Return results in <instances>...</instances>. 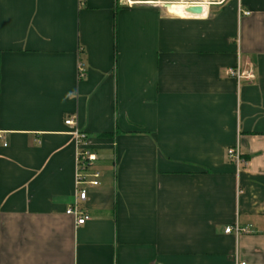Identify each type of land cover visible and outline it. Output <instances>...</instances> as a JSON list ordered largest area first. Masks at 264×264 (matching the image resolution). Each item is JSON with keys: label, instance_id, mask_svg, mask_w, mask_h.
I'll return each instance as SVG.
<instances>
[{"label": "crops", "instance_id": "0c3cea01", "mask_svg": "<svg viewBox=\"0 0 264 264\" xmlns=\"http://www.w3.org/2000/svg\"><path fill=\"white\" fill-rule=\"evenodd\" d=\"M193 4L0 0V264H264V0Z\"/></svg>", "mask_w": 264, "mask_h": 264}, {"label": "built area", "instance_id": "2783aa9c", "mask_svg": "<svg viewBox=\"0 0 264 264\" xmlns=\"http://www.w3.org/2000/svg\"><path fill=\"white\" fill-rule=\"evenodd\" d=\"M248 13V12H244ZM246 65V66H244ZM227 74L233 77L236 80L237 84H241L242 82L250 83L255 77V73L253 70V66L251 63H242L241 58L237 57L236 64L227 68ZM83 75L82 67L78 66V77ZM64 124L66 125H74V121L72 117H68L64 119ZM71 134L74 138L76 146L78 147L76 151V187H75V195L71 206H69L65 212L73 216L75 219V224L80 225L83 224L87 219H89V215L87 212L81 207L80 203L86 199V189L83 186L85 183L90 185H96L98 182L96 178L98 177V173L94 172L92 174V180L85 181L87 174L85 173L86 168L90 165V163L95 159V155L88 150L83 148V143L86 140V134L76 127L71 131ZM82 147V148H81ZM227 155L231 157L236 164L242 162L240 159V155L238 149L229 148L227 149ZM244 162V161H243ZM82 171V174L79 171ZM82 183V186L80 185ZM232 229L231 226H227L224 228V232L228 233ZM235 233L239 231L238 226L234 227ZM240 264H245L244 262H240Z\"/></svg>", "mask_w": 264, "mask_h": 264}, {"label": "rangeland", "instance_id": "374dc122", "mask_svg": "<svg viewBox=\"0 0 264 264\" xmlns=\"http://www.w3.org/2000/svg\"><path fill=\"white\" fill-rule=\"evenodd\" d=\"M145 1H150V0H145ZM153 1H162V2H167L168 1L169 3L167 5H186V4H191V3H195V2H204V1L205 2H208V1L216 2V1H219V0H153ZM164 4H166V3H164ZM174 10L179 11V12H181L183 14H188V13L184 12V10L182 8H180V9H175L174 8Z\"/></svg>", "mask_w": 264, "mask_h": 264}, {"label": "water", "instance_id": "95a60500", "mask_svg": "<svg viewBox=\"0 0 264 264\" xmlns=\"http://www.w3.org/2000/svg\"><path fill=\"white\" fill-rule=\"evenodd\" d=\"M164 3H166V5H167L169 2L167 1ZM185 11L190 13V14H201L203 11V7L201 6V4L191 3L185 8Z\"/></svg>", "mask_w": 264, "mask_h": 264}, {"label": "bare ground", "instance_id": "6f19581e", "mask_svg": "<svg viewBox=\"0 0 264 264\" xmlns=\"http://www.w3.org/2000/svg\"><path fill=\"white\" fill-rule=\"evenodd\" d=\"M203 7V6H202Z\"/></svg>", "mask_w": 264, "mask_h": 264}]
</instances>
